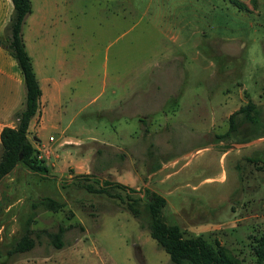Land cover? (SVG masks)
Masks as SVG:
<instances>
[{"label": "rangeland", "instance_id": "obj_1", "mask_svg": "<svg viewBox=\"0 0 264 264\" xmlns=\"http://www.w3.org/2000/svg\"><path fill=\"white\" fill-rule=\"evenodd\" d=\"M31 16L34 58L40 38L64 40L56 58L80 76L48 108L53 116L43 110L41 129L40 110L31 118L27 136L48 173L17 163L0 178V264H174L126 209L122 188L76 183L104 179L132 195L158 191L183 236L202 235L233 264H264V0H33ZM170 49H183L184 65L167 62ZM23 96L16 60L1 50L0 111ZM247 98L255 122L219 136ZM141 112L145 121L133 115ZM11 114L1 122L14 124ZM44 195L63 206L32 209ZM32 211V228L63 226L61 247L42 234L8 253Z\"/></svg>", "mask_w": 264, "mask_h": 264}, {"label": "trees", "instance_id": "obj_2", "mask_svg": "<svg viewBox=\"0 0 264 264\" xmlns=\"http://www.w3.org/2000/svg\"><path fill=\"white\" fill-rule=\"evenodd\" d=\"M10 1L12 10L4 26L5 39L0 44L16 60L22 77L24 96L21 106L11 114L14 124L3 125L0 129V178L17 163L37 173H48L47 166L37 156V150L27 136L29 120L39 111L41 93L31 56L25 48L21 33L24 18L31 11V2L30 0ZM256 112V104L247 98L244 104L229 113L227 130L219 136H227L236 131L240 120L255 122L253 116ZM259 160L264 163V155ZM76 183L90 191L103 190V186L107 184L122 188L126 196V209L139 225L147 230L157 246L168 254L170 261L174 264H233L221 247L213 245L200 234L185 237L176 223L167 222L162 212L166 200L158 191L144 188L142 196L132 195L131 193L136 192L132 187L109 179L99 182L97 188L93 186L92 182L81 184L76 181ZM37 205L57 211L63 206V202L44 195L35 198L30 203L32 209ZM32 220L33 211L27 216L19 237L9 246L8 253L29 250L42 234L46 235L55 247H61L63 226H59L55 231L32 228L30 226Z\"/></svg>", "mask_w": 264, "mask_h": 264}, {"label": "crops", "instance_id": "obj_3", "mask_svg": "<svg viewBox=\"0 0 264 264\" xmlns=\"http://www.w3.org/2000/svg\"><path fill=\"white\" fill-rule=\"evenodd\" d=\"M30 2H31V11L24 18V21L21 26V32H22V37H23L25 48L28 54L31 56L33 69H34V72H35V75L37 77L39 87H40L41 93H40V98H39V110H40L41 115H40L39 129H41L44 126L43 110H44V113L48 116L54 115L52 111L50 113L48 112V108H51V110H55L56 104L61 103V101L63 100V96H62L63 93L68 91L67 87L70 86L71 78L76 77L78 75V71H77V67L75 64H73L72 67H69L64 63L65 60H63L62 58H56V47L62 46L64 44V40H59L58 44L56 45V41H54V43L53 42L49 43V41L46 40L45 38L43 37L40 38V56L38 60L34 58V55L32 52V49H34V44L28 42V39H27L29 37L27 32H30V30L32 29L31 25L33 24V19H34L33 18L34 16H31L33 13V0H30ZM48 3H49L48 1H44L45 5H47ZM11 10H12V3L10 0H0V35L2 34L4 30V26L8 20ZM1 50L7 51L0 44V52ZM183 52H184L183 49H178L176 51H172L170 49L169 52H165L163 54V57H165V59L171 66H176V65L179 66L183 64L182 58H180ZM155 63H159V62L155 61ZM15 80L18 83H20V76H16ZM125 84H127L125 83V80L120 82V85L122 86H124ZM127 85H130V83ZM87 87H88V84L86 82L84 93L85 91H87ZM82 96H83V93H81L80 98ZM127 97H128V94H124V96L121 97V99H123L122 102H124ZM154 100H155V97H154ZM18 103L19 101L17 100L14 106L11 107L10 109H5V110L2 109L0 111V129L3 125H12V124L6 123L5 121L4 122H1V121H2V118L4 119L8 117L10 113L14 111V108H16ZM133 115L139 117L140 118L139 121L141 120L143 121L147 117L145 112L133 113ZM31 118L28 123V129L30 126ZM50 123H52L53 127H56V128L59 124L57 119L55 123L54 122H50ZM149 133H152V132H149ZM61 141H68V140H66V138H63ZM159 142L160 140L150 139L148 141V145L149 147L157 150ZM164 165L165 163H163L162 167L160 165H157L155 168L151 169L150 174L155 173L157 171H159L160 173ZM170 172H164L162 178H166Z\"/></svg>", "mask_w": 264, "mask_h": 264}]
</instances>
